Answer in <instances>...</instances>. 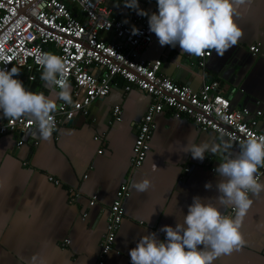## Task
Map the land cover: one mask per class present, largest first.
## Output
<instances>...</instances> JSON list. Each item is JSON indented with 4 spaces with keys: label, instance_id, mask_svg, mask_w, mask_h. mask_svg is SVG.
<instances>
[{
    "label": "crops",
    "instance_id": "obj_1",
    "mask_svg": "<svg viewBox=\"0 0 264 264\" xmlns=\"http://www.w3.org/2000/svg\"><path fill=\"white\" fill-rule=\"evenodd\" d=\"M123 3L106 0L111 18L130 24L141 16ZM139 6L149 15L158 11L157 0H139ZM237 9L235 20L243 37L223 57L212 50L204 67H198L195 57L181 52L179 45L161 46L156 35L138 59L146 64L160 60L162 75L194 89L217 80L219 92L233 108L250 110L247 118L258 109L263 111L256 127L264 131V0H246ZM101 34L110 38L108 33ZM253 45L259 48L257 54L250 51ZM12 67L19 69L15 78L27 90L49 94L40 78L42 71L31 79L24 67ZM83 95L81 89L79 97L72 93V99ZM151 101L152 96L137 87L125 91V81L119 78L107 96L91 103L87 115L63 122L50 140L41 139L38 128L0 134V264H97L108 207L122 183H127L131 194L124 200L125 217L105 264H131L129 252L139 239L155 232L164 241L166 233L160 229L175 227L187 215L193 197L219 196L216 185L221 178L215 169L228 153L206 152L201 161L185 153L184 146L190 135L196 145L230 141L214 131H202L191 118L176 116L169 108L155 116L156 128L144 163L132 165L137 122ZM117 105L121 120L113 114ZM4 120L0 115V121ZM231 144L229 151L235 156L241 144ZM258 173L264 182V167ZM144 178L150 179L152 187L139 193L132 185ZM208 182L211 189L205 188ZM93 195L97 202L91 205ZM249 196L253 203L241 226L244 246L214 264H264V192ZM220 207L224 215L235 216L233 208Z\"/></svg>",
    "mask_w": 264,
    "mask_h": 264
},
{
    "label": "built area",
    "instance_id": "obj_2",
    "mask_svg": "<svg viewBox=\"0 0 264 264\" xmlns=\"http://www.w3.org/2000/svg\"><path fill=\"white\" fill-rule=\"evenodd\" d=\"M133 26L140 30L139 35L132 34ZM102 32L110 34V38H104ZM154 35L149 30L148 17L137 16L130 24L111 18L106 0H0V69L10 70L16 64L24 67L34 79L38 71H43L36 57L55 54L66 63L73 95L79 97L81 89L84 91L79 100L72 99L71 105L63 101L58 104L60 107L52 114L56 129L77 115H87L91 103L107 96L120 78L125 81V91L137 87L152 96L146 112L137 122L131 159L135 168L144 163L156 128L155 116L165 108L176 116L191 118L202 131H214L234 144H242L251 136L264 135V131L256 127L263 111L258 109L254 117L247 118L250 110L233 108L229 98L219 92L217 80L194 89L162 75L160 60L151 64L140 61L138 55ZM250 51L257 54L259 48L253 45ZM211 54L193 55L198 67H204ZM121 113V107L115 106L113 114L117 120L122 119ZM30 128L38 127L35 120L27 116L0 121V134L21 133ZM22 143V140L18 142ZM257 176L259 178L260 173ZM49 179L60 183L53 176ZM130 194L127 183H122L108 207L107 228L97 264H105L106 255L114 247L125 217L124 200ZM96 202L97 195H93L90 204ZM86 216L85 212L83 217Z\"/></svg>",
    "mask_w": 264,
    "mask_h": 264
},
{
    "label": "clouds",
    "instance_id": "obj_3",
    "mask_svg": "<svg viewBox=\"0 0 264 264\" xmlns=\"http://www.w3.org/2000/svg\"><path fill=\"white\" fill-rule=\"evenodd\" d=\"M245 2L157 0L158 12L151 15L140 8L139 0H124L123 4L138 15L148 17L149 30L161 46L175 48L179 45L181 52L198 57L210 55V50H214L216 55L223 57L243 37L235 17L237 5ZM132 34L139 35L140 30L133 26ZM36 63L43 69L40 78L49 88V94L27 90L23 82L15 78L20 73L16 67L0 69V115L10 120L22 116L34 119L40 138L50 140L56 130L52 114L60 107L57 100L71 105L72 90L67 66L61 57L44 53L36 57ZM217 112L219 114V109ZM188 140L184 152L191 153L194 159L202 161L206 152L228 153L215 169L221 178L216 185L219 196L193 197L187 215H183L175 227L166 225L160 229L166 233L164 241L159 240L155 232L139 239L129 252L131 264H214L221 256L239 251L245 244L241 226L253 203L249 194L259 196L264 192V182L257 176L258 169L264 167V135L249 137L235 156L229 151L232 144L228 141L196 145L190 142L191 135ZM153 168L157 166L154 164ZM132 187L139 193H146L152 185L150 179L144 178L134 182ZM212 187L211 182L205 184L206 189ZM220 206L233 208L235 216L224 215ZM35 260L33 257V262Z\"/></svg>",
    "mask_w": 264,
    "mask_h": 264
}]
</instances>
